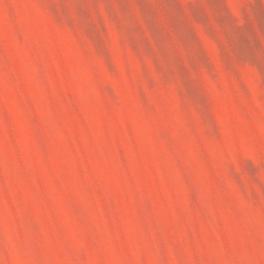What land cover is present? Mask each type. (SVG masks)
<instances>
[{
  "label": "rangeland",
  "instance_id": "obj_1",
  "mask_svg": "<svg viewBox=\"0 0 264 264\" xmlns=\"http://www.w3.org/2000/svg\"><path fill=\"white\" fill-rule=\"evenodd\" d=\"M0 264H264V0H0Z\"/></svg>",
  "mask_w": 264,
  "mask_h": 264
}]
</instances>
